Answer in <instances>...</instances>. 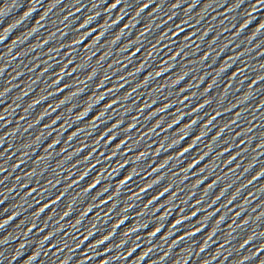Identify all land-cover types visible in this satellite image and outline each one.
I'll list each match as a JSON object with an SVG mask.
<instances>
[{
  "label": "snow or ice",
  "instance_id": "1",
  "mask_svg": "<svg viewBox=\"0 0 264 264\" xmlns=\"http://www.w3.org/2000/svg\"><path fill=\"white\" fill-rule=\"evenodd\" d=\"M117 3H119V0H117ZM113 7H115V5H113ZM144 7H147V4H145ZM198 231H199V229H198ZM153 235H155V233Z\"/></svg>",
  "mask_w": 264,
  "mask_h": 264
}]
</instances>
